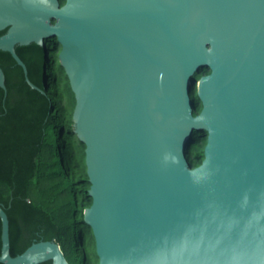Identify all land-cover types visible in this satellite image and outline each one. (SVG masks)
Returning <instances> with one entry per match:
<instances>
[{
    "label": "water",
    "instance_id": "water-1",
    "mask_svg": "<svg viewBox=\"0 0 264 264\" xmlns=\"http://www.w3.org/2000/svg\"><path fill=\"white\" fill-rule=\"evenodd\" d=\"M3 30L32 88L15 47H61L98 264H264V0H0ZM0 220L1 263L70 264L55 240L12 255Z\"/></svg>",
    "mask_w": 264,
    "mask_h": 264
},
{
    "label": "trees",
    "instance_id": "trees-1",
    "mask_svg": "<svg viewBox=\"0 0 264 264\" xmlns=\"http://www.w3.org/2000/svg\"><path fill=\"white\" fill-rule=\"evenodd\" d=\"M57 44L52 37L44 47H15L38 88L26 82L10 53L0 50L6 86V92L0 88V204L9 219L12 255L35 241L55 240L70 264H98L94 236L83 219L92 200L84 144L74 134L75 98L56 60ZM208 72L202 67L195 77ZM192 98L198 112L196 93ZM205 143L206 132L193 131L187 149L191 166L203 159Z\"/></svg>",
    "mask_w": 264,
    "mask_h": 264
},
{
    "label": "rangeland",
    "instance_id": "rangeland-1",
    "mask_svg": "<svg viewBox=\"0 0 264 264\" xmlns=\"http://www.w3.org/2000/svg\"><path fill=\"white\" fill-rule=\"evenodd\" d=\"M60 45L57 44L56 47H55V53H56V60L59 62V52H60ZM197 74V73H196ZM195 77V76H194ZM199 77H195V80L193 82V86H192V89H191V94H194L197 92V80H198ZM75 134V133H74ZM77 137V136H76Z\"/></svg>",
    "mask_w": 264,
    "mask_h": 264
}]
</instances>
